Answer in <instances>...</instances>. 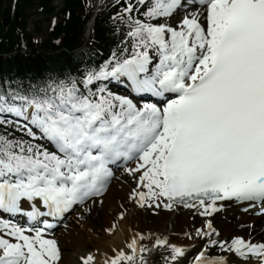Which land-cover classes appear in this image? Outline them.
Listing matches in <instances>:
<instances>
[{"label": "snow or ice", "instance_id": "snow-or-ice-1", "mask_svg": "<svg viewBox=\"0 0 264 264\" xmlns=\"http://www.w3.org/2000/svg\"><path fill=\"white\" fill-rule=\"evenodd\" d=\"M112 8L123 39L105 62L0 86V264H62L59 222L102 205L117 170L128 201L187 210L188 227L133 230L79 264H264V239L214 225L229 203L264 207V0Z\"/></svg>", "mask_w": 264, "mask_h": 264}, {"label": "trees", "instance_id": "trees-1", "mask_svg": "<svg viewBox=\"0 0 264 264\" xmlns=\"http://www.w3.org/2000/svg\"><path fill=\"white\" fill-rule=\"evenodd\" d=\"M36 2L45 18L56 17L49 35L40 43H34L28 31L29 17L25 10ZM85 0H65L64 8L56 9L53 0H23L11 12L0 0V86L23 80L33 82L49 75L80 73L93 61L115 47L114 32L109 16L110 9L99 13L94 21L90 38L84 37V26L89 17ZM37 26L41 24L38 20ZM59 41V43H57ZM93 52L92 58L87 53Z\"/></svg>", "mask_w": 264, "mask_h": 264}, {"label": "bare ground", "instance_id": "bare-ground-1", "mask_svg": "<svg viewBox=\"0 0 264 264\" xmlns=\"http://www.w3.org/2000/svg\"><path fill=\"white\" fill-rule=\"evenodd\" d=\"M121 177L122 174L118 173ZM118 197L122 200L124 207H126L128 201L124 191V187L121 183H117L116 188L112 195L106 200L105 206V219H104V230L97 234L93 232L92 227L88 224L82 225L85 236L92 238L94 240L93 250L97 246L101 248H111L117 245H123L125 243L126 237H128L136 227H141L148 232L150 231H158V232H166L171 231L173 233H180L182 230L188 227V216L187 210H180L175 214L168 212L166 210H160L158 213H153L149 210H143L141 213L139 207H135L133 210H126V219L119 224L116 232L109 236L105 232V228L109 226L116 215H118L121 208L116 209L114 207L115 198ZM237 206H227L225 207L224 214L228 219V223L225 221H216L214 220V225L221 231V233L226 236V233L239 234L241 236L248 237L249 233L255 239H264V217L263 216H251L249 214V209H247L246 213H240L239 207ZM115 210V213H114ZM243 212V211H242ZM226 219V220H227ZM245 225L244 228H241L240 225ZM252 225L253 228L249 229L247 226ZM63 232V231H62ZM84 234L82 232H74L70 236L73 239V243L76 241H82L84 239ZM59 238L65 240L63 234H59ZM82 248L80 247L76 251L75 254L81 252ZM74 252L72 255H74ZM79 255H77L78 257ZM69 254H64L65 264H69ZM74 264V263H73Z\"/></svg>", "mask_w": 264, "mask_h": 264}, {"label": "rangeland", "instance_id": "rangeland-1", "mask_svg": "<svg viewBox=\"0 0 264 264\" xmlns=\"http://www.w3.org/2000/svg\"><path fill=\"white\" fill-rule=\"evenodd\" d=\"M99 1V2H98ZM113 0H94V3L98 2V9H102L104 8V6H106L107 4H109L110 2H112ZM54 4L59 8L63 5V0H55ZM29 13L31 15V20L34 21L35 17H36V12L35 9H31L29 10ZM30 31L32 34V37L35 41H39L41 40L43 37H45L48 33V23L44 22L41 29L40 30H36L33 26H30ZM4 132L3 128H0V134H2ZM116 178H114L110 185L108 190L106 191V193L103 196V204H95L92 205L91 203L87 204L84 207H91V212H84L83 208L80 207V209L78 211H75L71 214V217H69L66 227H60L57 229V231L55 232V236H57V238L60 236L61 234H63V237L65 238V240L58 238V242L62 251V264H65L64 261V254H69V264H79L78 262V257L77 255H81L83 253H86L88 251H92L93 250V243L94 240L92 238H89L88 236H85L84 231H83V226L85 224H88L89 226L92 227L93 232L100 234L101 231L104 230V219H105V204H106V200L112 195V193L114 192L117 183H121L124 187V191L126 194V197L128 196V193L131 189V187H133V182L131 180V178H129L128 176L124 175L122 176V178L115 176ZM128 201V199H127ZM121 205H124L122 200H120V198L116 197L115 201H114V207L116 209L121 208ZM136 207L135 204L131 203L130 201H128L126 208L128 211L133 210ZM141 210V209H140ZM141 213H143V211H140ZM115 213V210H114ZM83 217V219H81L80 217ZM227 218L226 215L225 217L222 215H218L216 219V221H223V222H229L228 219H224ZM63 228V229H62ZM135 229H139L142 232H145L143 228L141 227H136ZM63 231V232H62ZM82 232L84 234V239L82 241H76L75 243H73V239L70 236L72 233L74 232ZM231 235L230 233H226V236ZM82 248L81 252H78L77 254H75L76 251L79 248ZM74 252L75 256L72 255V253ZM157 257V256H156ZM158 260H160V257H158ZM152 264H157V262L155 260H153Z\"/></svg>", "mask_w": 264, "mask_h": 264}]
</instances>
